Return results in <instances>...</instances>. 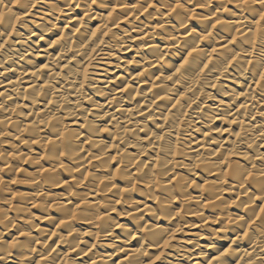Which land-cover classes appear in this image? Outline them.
Here are the masks:
<instances>
[{
    "label": "bare ground",
    "instance_id": "obj_1",
    "mask_svg": "<svg viewBox=\"0 0 264 264\" xmlns=\"http://www.w3.org/2000/svg\"><path fill=\"white\" fill-rule=\"evenodd\" d=\"M0 13V264H264V4Z\"/></svg>",
    "mask_w": 264,
    "mask_h": 264
},
{
    "label": "snow or ice",
    "instance_id": "obj_2",
    "mask_svg": "<svg viewBox=\"0 0 264 264\" xmlns=\"http://www.w3.org/2000/svg\"><path fill=\"white\" fill-rule=\"evenodd\" d=\"M19 3V0H16ZM95 2V0H93ZM259 3L264 4V0H258ZM4 20V13H0V23H3ZM261 80H264V74H261Z\"/></svg>",
    "mask_w": 264,
    "mask_h": 264
}]
</instances>
